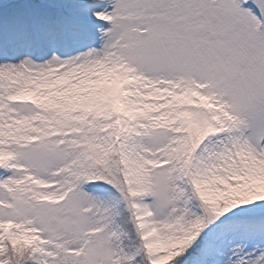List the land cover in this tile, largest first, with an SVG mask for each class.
<instances>
[{
  "label": "snow or ice",
  "instance_id": "6c2138e0",
  "mask_svg": "<svg viewBox=\"0 0 264 264\" xmlns=\"http://www.w3.org/2000/svg\"><path fill=\"white\" fill-rule=\"evenodd\" d=\"M0 264H264V0H0Z\"/></svg>",
  "mask_w": 264,
  "mask_h": 264
}]
</instances>
